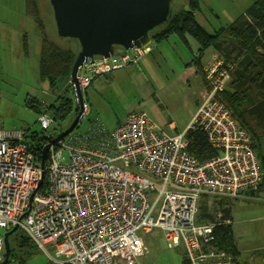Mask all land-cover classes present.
Here are the masks:
<instances>
[{"label": "built area", "instance_id": "2783aa9c", "mask_svg": "<svg viewBox=\"0 0 264 264\" xmlns=\"http://www.w3.org/2000/svg\"><path fill=\"white\" fill-rule=\"evenodd\" d=\"M151 49L88 60L78 84L71 81L74 100L79 104L78 87L84 96L96 77L137 65ZM232 67L219 54L206 63V91L184 133L171 134L138 111L112 131L96 119L85 134L52 145L43 192L28 131L0 126V264L5 234L14 227L46 254L47 264H142L149 247L141 233L157 227L169 248L184 245L191 264H237L213 245L216 224H196L203 195L238 199L262 182L251 136L223 99ZM88 111L85 102L81 121ZM38 123L45 135L57 136L52 117L41 115ZM189 131L204 132L219 154L199 162L187 151Z\"/></svg>", "mask_w": 264, "mask_h": 264}, {"label": "trees", "instance_id": "16d2710c", "mask_svg": "<svg viewBox=\"0 0 264 264\" xmlns=\"http://www.w3.org/2000/svg\"><path fill=\"white\" fill-rule=\"evenodd\" d=\"M25 2L27 15L35 22L41 38L40 80L48 83L52 93L62 90V95L50 105H43L37 98L29 96L26 106L33 109L38 118L41 115L52 117L55 122L53 130L58 134L71 124L60 131H57V124L65 123L71 116L73 121L79 112L78 104L72 95L69 97L64 95L65 92H71V72L79 52V44L72 39L59 37L61 42H56L50 38L51 26L54 25L57 32L51 5L49 11V9H40L39 0H25ZM201 2V0H187V7L174 10L169 22L153 31L151 37L155 42L168 40L172 36H177L184 42L188 37L194 39L199 44L194 64L203 79L205 73L201 59L211 48L218 52L226 64L233 65L223 99L238 123L251 136L252 146L260 158L262 182L257 191L249 193L256 195L264 192V0H257L246 15L240 16L232 25L222 27L215 33H209L197 20L196 14L201 11ZM29 50V39L25 34L23 37L25 56L29 55ZM45 133L44 130L28 132L29 139L26 144L34 151L39 163H41L42 150L47 144L43 138ZM187 139L189 141L187 151L201 163L219 154V151L210 145L204 132L189 131ZM45 186L46 183L41 192L45 190ZM209 197L203 195L199 201L201 206L198 204L196 224H216L213 245L226 250L236 258L238 253L233 246L231 225L223 222L231 219V203L227 204L226 201L229 199L220 197L221 199H216L209 207L208 201L205 200ZM219 213L222 215L220 219H218ZM10 243L12 254L9 264L17 258L18 250L38 249L20 230L10 237ZM182 264H191L187 256L184 257Z\"/></svg>", "mask_w": 264, "mask_h": 264}, {"label": "rangeland", "instance_id": "374dc122", "mask_svg": "<svg viewBox=\"0 0 264 264\" xmlns=\"http://www.w3.org/2000/svg\"><path fill=\"white\" fill-rule=\"evenodd\" d=\"M186 1L176 0L174 10L178 11L179 8L187 7ZM250 1L202 0V11L197 13V19L204 23L202 25L210 33H213V30L219 26L229 27L232 25L238 16L242 15ZM39 4L41 10L49 9L51 11L50 0H39ZM183 5L184 7H182ZM43 14L45 13L43 12ZM3 21L7 23L4 26ZM9 23L10 25H8ZM18 27L28 35L30 45L28 56H25L22 50L21 39L11 34ZM50 34L52 40L61 42L54 25L50 27ZM191 41L196 44L192 38ZM40 51V34L35 22L27 15L25 0H0V126L3 129L41 132L37 113L26 106L27 98L35 97L43 105H50L59 95H62V90L52 93L48 83L40 80ZM156 62V64L153 63V72L143 69L141 73V70L131 65L132 68H128V70L136 69L137 74H133L126 84L123 82L119 92L113 90L108 106H106L107 101L104 104L103 98L100 97L102 95L101 87L96 86V89L89 90V93L96 94V106L101 110L99 116L106 125L115 124V120L123 119L130 112L144 111L161 126L171 122L178 129L177 132L184 133L186 131L184 124L191 118L186 105L193 102L195 96L192 94V90L187 88L188 85L178 86L172 82L177 70H180L178 59L173 53L168 54L162 60L158 58ZM120 71L126 72L125 68L117 72ZM115 82L117 81L115 80ZM194 83H191L193 91L196 88ZM64 95L68 97L72 95L74 99L72 91L65 92ZM84 99H86L85 94ZM71 122H73L72 116L65 123L57 124V131L66 128ZM87 123V118H84L73 134L83 135L86 133L91 125V123L86 125ZM61 161H68L67 153L64 154ZM215 198L220 197L210 196L209 199H203L207 200L208 206L211 207L212 203L210 202ZM141 237L147 242L150 250L141 259L143 264H182L183 258L187 256L183 244L177 248L168 247L163 231L159 227L154 228L149 234L141 233ZM11 264H47V256L39 249L18 250L17 258Z\"/></svg>", "mask_w": 264, "mask_h": 264}, {"label": "water", "instance_id": "95a60500", "mask_svg": "<svg viewBox=\"0 0 264 264\" xmlns=\"http://www.w3.org/2000/svg\"><path fill=\"white\" fill-rule=\"evenodd\" d=\"M175 1L50 0L58 36L62 39L76 40L79 44L71 81L78 84L79 70L88 60L94 62L96 58H111L120 51L151 44L153 42L151 33L167 24L173 16ZM77 94L79 112L71 125L59 132L55 138L48 135L43 137L47 144L41 154L42 174L38 189L45 183L50 147L73 134L81 122L85 99L79 87ZM29 212L30 210L25 215ZM16 231L18 227L5 234V259L1 264L10 262L12 253L10 237Z\"/></svg>", "mask_w": 264, "mask_h": 264}, {"label": "crops", "instance_id": "0c3cea01", "mask_svg": "<svg viewBox=\"0 0 264 264\" xmlns=\"http://www.w3.org/2000/svg\"><path fill=\"white\" fill-rule=\"evenodd\" d=\"M256 1L257 0H251L248 6L243 10L242 15L240 16L246 15L247 11L253 6V4ZM201 11H199L198 13H200ZM240 16H238V18ZM196 17L198 18V14H196ZM199 23L201 25L204 24L201 21H199ZM2 24L4 26L7 23L6 21H3ZM206 24L207 23L205 22V25ZM8 25H10V23ZM203 27L207 30L205 26ZM222 27L223 26H219L217 29L215 28L213 30L214 31L213 33L217 32ZM8 32L10 33L11 30L9 29ZM11 34L21 39L23 43V37L25 36L26 33L24 34V31L18 27L14 29L13 33ZM197 46L199 47V44L197 42L196 44L193 43L190 37L187 38L186 42H184L177 36H172L168 40L162 42L153 41L151 51L137 65H132L137 67L138 70H141L140 71L141 73L143 72V69L144 70L149 69L150 72H153L152 70L153 63L156 64L157 63L156 60L158 58L159 60H162L166 58L168 54L171 55L172 53L176 56V58L178 59L180 70H177L178 72L175 74L174 78L172 79V82L178 86H180L181 84L188 85L189 87L187 88L189 90H192V94L195 96V100L186 105L188 112L191 114V118L184 124V127L186 129L190 125L192 118L195 115V112L198 110L199 106L201 105L202 98L206 91L205 79H203V77L198 73L197 67L194 64L195 58L197 57L199 50ZM216 54H218V52L212 48L207 50L201 59V63L203 67ZM128 68H132V67L130 66L125 68L126 72L116 71L111 74L96 77L93 80L89 88L85 91V95H86L85 100L89 107L88 114L85 117L88 120V123L86 125H90L91 123L90 125L91 127L93 122L97 119L102 122L103 126L108 131H112L115 128H117L130 113H132L130 112L123 119L115 120V124L113 125H106L99 116V114L101 115L100 113L101 110L96 106V94L89 93V90L91 88L96 89V86L101 87L102 90L105 89L104 91L100 89V92L102 93L100 97L103 98L104 104H106L107 101L106 106H108L110 103L109 97L110 95L112 96L113 90L115 89L117 92H119L121 90V84L123 82L126 84L128 79H130L133 74H137L138 72L136 69L128 70ZM115 80L117 82H115ZM192 82H195L194 84L196 85L194 91L191 88ZM97 96H99L98 93ZM133 112H138V111H133ZM156 124L171 134H180L179 132H177L178 129L176 128L174 123L170 122L165 126H161L158 123ZM216 199H221V198H215L210 203L213 204V202H215ZM227 199L229 200H227L226 203L227 204L229 202L231 203L230 206L231 219L223 222L225 224L231 225L232 235H233V246L236 248V251L238 253L236 257L237 264H264V192L262 193L259 192L256 195L245 194L238 199H231V198H227ZM221 217L222 215L219 213L218 219H220ZM143 257L141 259H143Z\"/></svg>", "mask_w": 264, "mask_h": 264}]
</instances>
